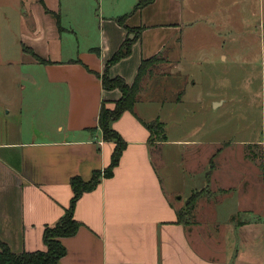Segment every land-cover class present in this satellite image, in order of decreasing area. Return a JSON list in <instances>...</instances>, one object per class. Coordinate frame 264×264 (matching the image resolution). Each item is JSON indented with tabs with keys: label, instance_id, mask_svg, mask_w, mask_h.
<instances>
[{
	"label": "crops",
	"instance_id": "obj_1",
	"mask_svg": "<svg viewBox=\"0 0 264 264\" xmlns=\"http://www.w3.org/2000/svg\"><path fill=\"white\" fill-rule=\"evenodd\" d=\"M43 1L36 0L30 20H23L20 62L38 69L39 80L32 76L29 81L42 84L47 110H39L38 94L28 103L24 96L18 99L20 103L9 111V116H17L10 141L3 111L8 103L0 99V241L15 254L46 251L45 228L55 225L70 206L71 179L88 182L110 167L115 143L104 140L98 118L102 103L113 109L122 93L104 90L100 76L128 37L118 20L126 18L127 27L144 29L132 54L108 71L112 78L132 85L144 60L167 51V64L172 65L181 61V51L197 49L206 31L202 24L223 4V0H155L135 12L139 0H72L75 8L67 29L58 15L62 0ZM64 32L87 43L65 44ZM92 33L97 38H88ZM2 60L14 65L11 59ZM148 77L151 74L143 81ZM136 104L135 114L125 112L112 124L126 148L112 176L76 203L75 218L82 226L77 235L61 239L67 254L58 264H264V138L241 142L246 149L237 160L223 161V148L205 150L203 162L210 164L216 157V169L203 182L205 173L196 175L199 181L191 194L208 187L207 194L197 201L189 222L183 223L179 212L188 200L182 207L173 203L180 198L169 185L171 154L166 150L162 161L166 189L153 159L152 149L159 143L151 142L144 124L160 119L166 126L163 116L174 117L176 103L171 114L167 111L169 116L160 113L166 106ZM166 134L167 141L160 143L163 149L198 145L195 140L170 138L167 127ZM211 141L202 144L216 145ZM252 146L259 149L257 156ZM191 150L193 161L198 153ZM181 152H175L178 162ZM197 169L191 163L192 172Z\"/></svg>",
	"mask_w": 264,
	"mask_h": 264
},
{
	"label": "rangeland",
	"instance_id": "obj_2",
	"mask_svg": "<svg viewBox=\"0 0 264 264\" xmlns=\"http://www.w3.org/2000/svg\"><path fill=\"white\" fill-rule=\"evenodd\" d=\"M35 1L0 0V99L8 103L3 111L6 128H11L10 141L14 139L11 136L12 128L17 126V116H9L10 107L17 105L22 96L28 103L38 94L39 110L42 113L47 110L43 107L42 84L33 85L29 81L32 76L39 80L38 69L20 62L23 53V20H30V9ZM62 2L58 15L62 26L69 29L70 12L74 10L75 3L72 0ZM202 26L206 31L202 32L197 49L181 51L179 63L167 64V51L161 53L166 61L154 66L151 77L143 81L137 100L166 106L160 112L164 115L167 111L171 114L176 103L175 116H163L167 119L170 138L191 139L198 143L192 147L171 145L166 149L159 143L152 149L154 162L160 171L163 168L162 161L165 163L164 153L167 150L171 154L167 173L170 174L168 180L171 190L179 192V201L173 199L177 207H182L187 200L197 195L195 192L191 194L199 181L196 175L205 173L203 182L206 180L205 175L207 177V173H210V164L203 162L204 154L207 153L205 150L213 149L216 152L223 148V161L231 158L237 160L243 154V149H246L241 146V142L264 138V0H228L226 4L223 0L215 17L204 21ZM63 36L65 44H72L73 41H79L81 45L87 43V39L80 36L75 39L65 32ZM88 38H97V34L92 33ZM3 58L11 59L14 65L10 66L11 62L6 65ZM27 74L30 77H26ZM35 118L42 128L44 123L40 117L37 115ZM212 138L216 145L207 148L202 144L207 139L212 142ZM225 144L229 146L225 147ZM229 147L231 149L226 150ZM192 148L198 153L193 161L189 156ZM251 148L254 156H257L259 149L255 146ZM178 151H182L179 162L175 155ZM191 163L196 169L199 166V174V171L192 172ZM161 174L167 189L168 180L162 171ZM206 190L208 187L203 189L202 196L207 194ZM255 193L261 194L258 190Z\"/></svg>",
	"mask_w": 264,
	"mask_h": 264
},
{
	"label": "trees",
	"instance_id": "obj_3",
	"mask_svg": "<svg viewBox=\"0 0 264 264\" xmlns=\"http://www.w3.org/2000/svg\"><path fill=\"white\" fill-rule=\"evenodd\" d=\"M44 4L43 0H40ZM155 0H139L137 6L135 7V12L137 10L143 9L144 7L152 4ZM125 19L122 18L118 20L119 25L126 28L128 37L123 42L122 47L110 58L107 63L106 70L102 76V86L104 90H119L122 93L120 100L115 101V108H107L106 103H102V107L99 114V128L102 131V136L106 142H114L115 149L112 156L110 167L107 168L103 173L96 172L92 180L86 182L82 178L74 177L71 179L70 183L73 189V199L70 206L65 210V215L53 226L45 228L44 234V244L47 246L46 251H37L35 253L23 252L21 254H15L11 248L0 241V264H58L63 257L66 256V248L61 244V239H66L67 237H73L78 234L80 227L82 226L75 218L74 209L76 203L81 199V196L84 193L94 191L100 181L103 178H110L114 172V169L117 167L124 150L126 148V141L122 138L121 135L117 133L112 127V124L120 119L125 112H131L135 114L136 103L141 92V85L143 79L151 73L154 66L164 61L165 59L161 55H155L151 59L144 60L137 72V77L132 85H129L125 79L121 77L112 78L108 71L111 66H114L123 59L129 57L132 54V50L136 42L142 35L143 28L131 29L126 26ZM60 20V19H59ZM58 20V21H59ZM134 34L133 38H130V35ZM24 50L28 53L31 52L27 48ZM43 64H47L46 61L38 58ZM166 61V60H165ZM147 127L152 143H164L167 141L166 126L160 120L152 123H144ZM155 138L157 140H155ZM155 141V142H154ZM216 157H213L210 160V173H207V178L210 174L216 169V164L214 162ZM203 191L197 193L195 197L191 198L184 211L179 212V219L183 223L189 222L191 218L195 204L202 197Z\"/></svg>",
	"mask_w": 264,
	"mask_h": 264
}]
</instances>
